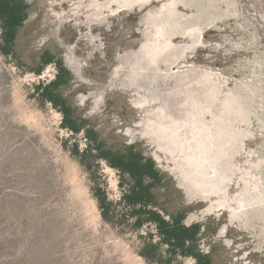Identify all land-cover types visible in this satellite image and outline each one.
<instances>
[{
	"label": "rangeland",
	"instance_id": "rangeland-1",
	"mask_svg": "<svg viewBox=\"0 0 264 264\" xmlns=\"http://www.w3.org/2000/svg\"><path fill=\"white\" fill-rule=\"evenodd\" d=\"M25 2L15 54L0 52V264H146L137 233L102 220L93 196L98 185L118 199L119 172L94 151L74 155L84 130L61 127L33 95L57 61L70 74L61 92L93 134L140 148L188 207L184 223L203 224L202 253L264 264V0ZM147 43L169 47L124 86ZM43 52L53 62L38 75Z\"/></svg>",
	"mask_w": 264,
	"mask_h": 264
},
{
	"label": "trees",
	"instance_id": "trees-1",
	"mask_svg": "<svg viewBox=\"0 0 264 264\" xmlns=\"http://www.w3.org/2000/svg\"><path fill=\"white\" fill-rule=\"evenodd\" d=\"M28 5L25 0H0V52L4 55L15 54L17 29L27 16ZM53 62V56L43 52L35 74L42 67ZM55 62V61H54ZM56 74L47 83L34 84V96L39 105L49 103L61 115V127L79 133L82 129L88 142L79 154L78 144L73 142V154L84 156L94 151L95 161L104 160L120 174L119 186L122 194L118 199H109L105 188H92L93 196L102 220L117 226L122 231L136 232L139 240L137 254L146 264H182L192 258L194 264H214L209 253L199 249L205 230L200 222L186 225L188 207L178 205V195L169 179L155 167L150 158L142 155L135 145L114 149L98 139L87 123L75 113V108L63 96L61 88L70 80L69 72L61 62H55ZM98 164V162L96 163ZM89 168L88 164H85ZM177 195V196H176ZM144 231L141 233L140 231Z\"/></svg>",
	"mask_w": 264,
	"mask_h": 264
},
{
	"label": "bare ground",
	"instance_id": "bare-ground-1",
	"mask_svg": "<svg viewBox=\"0 0 264 264\" xmlns=\"http://www.w3.org/2000/svg\"><path fill=\"white\" fill-rule=\"evenodd\" d=\"M125 6L132 7V4H128ZM150 20H152V18ZM150 24L153 26V29H154V32L152 34V39H153L158 34V29L161 27V23L158 22L157 19H154L151 21ZM150 39H151V37H150ZM168 47H169V44H167V43H165L163 46L158 45L156 43L145 44L143 46L142 50L140 51V56L136 57V59L133 63L132 69L130 70L131 72H129V74L126 76V79H127L126 84H123V85L132 87L133 85L138 84L139 80L142 79L145 75L144 71H146L147 68H152V70H153V68H155L158 55L161 54L160 52H162L164 49H166ZM150 80H151V78H150ZM144 95L138 96L136 98V101L134 102V104L139 105V104L144 103V101L147 100V98ZM151 96H153V95H151ZM155 124L156 125H154V129L159 134L165 129L168 130L169 134H172V132L175 129L172 125L163 126V127H161V129H159L157 127L158 124L156 122H155Z\"/></svg>",
	"mask_w": 264,
	"mask_h": 264
}]
</instances>
